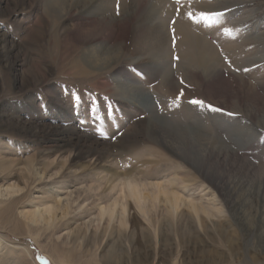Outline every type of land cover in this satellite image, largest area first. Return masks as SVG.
I'll use <instances>...</instances> for the list:
<instances>
[{"label": "rangeland", "instance_id": "1", "mask_svg": "<svg viewBox=\"0 0 264 264\" xmlns=\"http://www.w3.org/2000/svg\"><path fill=\"white\" fill-rule=\"evenodd\" d=\"M135 8L170 37L155 74L151 50L118 45ZM181 16L222 77L182 63ZM94 25L106 36L83 45ZM263 44L264 0H0V264H264ZM152 119L190 143L153 141ZM72 135L112 156L77 159Z\"/></svg>", "mask_w": 264, "mask_h": 264}, {"label": "bare ground", "instance_id": "2", "mask_svg": "<svg viewBox=\"0 0 264 264\" xmlns=\"http://www.w3.org/2000/svg\"><path fill=\"white\" fill-rule=\"evenodd\" d=\"M80 1L87 3L88 0H79V2ZM157 1L159 2V0H157ZM155 3H153V5ZM167 8H165V10ZM156 9L152 8V11L149 14H147L146 18H144V17L141 18V16L139 15V8H135V9L131 10L129 13H127V15L124 19V24L126 27L125 29L127 30V32H126L124 37L123 36L121 37V39L119 40V43H118L120 49L123 52H125L127 50H131L133 54H137V55H142V54L147 53L148 51L151 50L152 51V57L149 58L151 65L148 67L154 74H155L156 68L163 67V66L165 67L166 65L171 63L169 61H170V57L172 58V54H171V50H170V42H171L170 37H169V34L166 31H164L165 27H164L163 23L157 21V19L155 17ZM181 14L183 15V13H181ZM181 17H183V16H181ZM178 19H181V18H178ZM182 19H183V21H181V23L185 22L184 20L186 18L184 19V17H183ZM179 21H177V22H179ZM110 23H115V20L110 21ZM185 23H187V22H185ZM174 25H172V26H174ZM187 25H185V24L182 25L183 27L181 26L180 27L181 29L178 26V29H180L179 32L172 30V32L175 31L176 33H179L182 37L181 42H180V46L185 51L184 52L181 49L184 52V53H182V58H180V59H182V63L183 64L187 63L188 65H192V66L196 65L199 67V70L201 68L203 73H204V76L206 77L205 79H209V78L214 79L216 77L221 76V68H220L221 63H220V61L222 59L220 60L214 46H212V43H210L207 39L203 38L202 36H198L197 34H193L194 31L192 30L193 31L192 32L191 29H189V27H187ZM189 26H190V24H189ZM175 27L176 26H174L173 29ZM182 28H183V30H182ZM93 30L94 31H91V32H89L88 30L85 32V41L83 42V45L96 44V43L103 40L104 37L102 35L106 36L105 32L99 33V30L96 28V26L93 28ZM112 30H113L112 34H114V29H112ZM175 36L176 35L174 34L173 35L174 39L177 37V36L176 37ZM107 37H110V36H107ZM107 37H105V38H107ZM177 46H179V45L177 44ZM179 47H177L178 49L177 48L176 49L179 50L180 49ZM93 51H95V50H93ZM122 51H121V54L119 56L112 57V58H109V57L108 58H98V57H100V55H98L96 52H95L96 55H94L95 53L94 54L89 53L88 58L92 61H97V60L98 61L99 60L104 61L102 64L110 65L111 61H113L112 63H117L123 57L124 54ZM174 51H175V48H174ZM178 52H180V51H178ZM173 55H174V53H173ZM96 56H98V57H96ZM174 56H176V55H174ZM178 61H179V58H178ZM182 63H180V64H182ZM177 66H179V64H177ZM176 67H175V69H176ZM177 70H178V67H177ZM193 70H194V68L192 69V72H193ZM199 70H197V71H199ZM222 70H223V68H222ZM171 72H172V69H170V70L166 69V71L163 72L164 75L166 74L165 79L163 81L165 84H169V85L171 84L172 85L171 80L173 79L172 78L173 74ZM176 72L177 71H175V73ZM200 73H201V71H200ZM184 74H186V72ZM125 88H127L125 90V93H128V92H130V90H132L129 87H125ZM149 122L152 125L151 131H150V137L153 141H157L159 143H164L166 145H170V146L173 145L174 146V138H175L176 140L178 139V140L185 141L186 144L190 143V141L186 137L175 135L173 133L174 132L173 130H171V129H169V128L161 125V124H158L155 120L152 119V120H149ZM140 123L143 125L144 124L143 120L140 121ZM72 136L75 137L74 135H72ZM73 137H71V139L69 140L68 146H70L73 150H75V152H76L75 156L77 159L78 158H85L87 156H93L95 158V160L97 159V161H99V160H102L104 157L112 156L113 145H101L100 142L91 141L89 138H84L82 136L75 137V138H73ZM215 143L209 142L208 144L204 145L206 148V149H204V151L202 150V148H200V150L203 151V153H202L203 159L205 158L206 161L208 160V162L211 160V156H213V154L216 152L214 150ZM117 145L120 146L119 144H117ZM117 145H114V146H117ZM121 146L123 147V145H121ZM123 148H124V150L127 149L125 146ZM222 153H223V156L225 158H227L228 156H230V157H237L238 156V154L236 152L233 153V151H230V150H228V151L222 150L219 153H217V155H215V157L219 160L220 154H222ZM208 169H210V168H208ZM211 174L212 173L207 172L206 178L211 179V178H209ZM260 178L261 179H259V181H258L259 187H260V188H258L259 191H261L262 188L264 190V176H261ZM124 180H125V178H124ZM124 183H125V186H127L131 190L133 196H136V197L139 196L138 185L136 182H133V180L126 179ZM241 183H244V182L241 181ZM255 183H256L255 180L249 181L248 185H250V188L248 189V193L252 194V189H253L252 187ZM215 184L217 185V187H220L221 183L219 181H216ZM261 198L264 199V195ZM138 199H139V197H138ZM174 206L176 208H178L180 206V201H178V199L174 200ZM249 252H251L252 254L253 253L254 254L259 253V251L255 250L254 248H250Z\"/></svg>", "mask_w": 264, "mask_h": 264}, {"label": "snow or ice", "instance_id": "3", "mask_svg": "<svg viewBox=\"0 0 264 264\" xmlns=\"http://www.w3.org/2000/svg\"><path fill=\"white\" fill-rule=\"evenodd\" d=\"M117 7H119V5H117ZM201 15L204 16L205 14L202 13ZM205 18H207V16ZM191 103L200 104V103H203V102L202 101L193 100V101H191Z\"/></svg>", "mask_w": 264, "mask_h": 264}]
</instances>
